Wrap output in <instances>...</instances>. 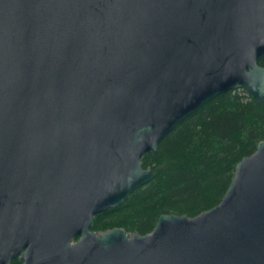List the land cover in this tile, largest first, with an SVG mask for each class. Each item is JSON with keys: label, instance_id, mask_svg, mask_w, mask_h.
<instances>
[{"label": "water", "instance_id": "95a60500", "mask_svg": "<svg viewBox=\"0 0 264 264\" xmlns=\"http://www.w3.org/2000/svg\"><path fill=\"white\" fill-rule=\"evenodd\" d=\"M263 57L264 0H0V264H264V141L212 209L93 230Z\"/></svg>", "mask_w": 264, "mask_h": 264}, {"label": "trees", "instance_id": "16d2710c", "mask_svg": "<svg viewBox=\"0 0 264 264\" xmlns=\"http://www.w3.org/2000/svg\"><path fill=\"white\" fill-rule=\"evenodd\" d=\"M261 141L264 103L238 87L215 97L164 138L158 156L144 157V167L155 177L123 204L97 214L93 230L120 227L129 235H146L163 214L196 217L212 209L221 203L239 162Z\"/></svg>", "mask_w": 264, "mask_h": 264}, {"label": "flooded vegetation", "instance_id": "af4514ba", "mask_svg": "<svg viewBox=\"0 0 264 264\" xmlns=\"http://www.w3.org/2000/svg\"><path fill=\"white\" fill-rule=\"evenodd\" d=\"M14 263L22 264L19 259L12 261L11 264H14Z\"/></svg>", "mask_w": 264, "mask_h": 264}, {"label": "rangeland", "instance_id": "374dc122", "mask_svg": "<svg viewBox=\"0 0 264 264\" xmlns=\"http://www.w3.org/2000/svg\"><path fill=\"white\" fill-rule=\"evenodd\" d=\"M240 88H243V87H238V89H240Z\"/></svg>", "mask_w": 264, "mask_h": 264}]
</instances>
